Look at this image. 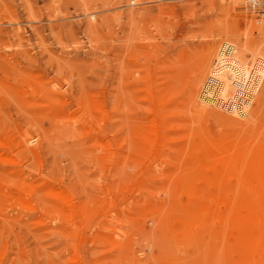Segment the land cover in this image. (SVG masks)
I'll return each mask as SVG.
<instances>
[{"label": "rangeland", "instance_id": "obj_1", "mask_svg": "<svg viewBox=\"0 0 264 264\" xmlns=\"http://www.w3.org/2000/svg\"><path fill=\"white\" fill-rule=\"evenodd\" d=\"M226 42L264 58V10L0 0V264H264V78L199 100Z\"/></svg>", "mask_w": 264, "mask_h": 264}, {"label": "bare ground", "instance_id": "obj_2", "mask_svg": "<svg viewBox=\"0 0 264 264\" xmlns=\"http://www.w3.org/2000/svg\"><path fill=\"white\" fill-rule=\"evenodd\" d=\"M216 55L199 100L204 105H214L243 118L264 78V58L256 57L249 68L230 42L222 44Z\"/></svg>", "mask_w": 264, "mask_h": 264}, {"label": "built area", "instance_id": "obj_3", "mask_svg": "<svg viewBox=\"0 0 264 264\" xmlns=\"http://www.w3.org/2000/svg\"><path fill=\"white\" fill-rule=\"evenodd\" d=\"M252 8H258L261 11L264 10V0H247Z\"/></svg>", "mask_w": 264, "mask_h": 264}]
</instances>
